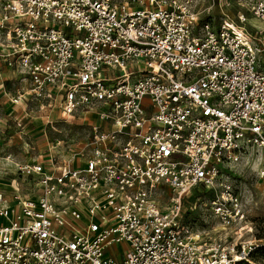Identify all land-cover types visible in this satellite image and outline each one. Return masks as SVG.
I'll return each instance as SVG.
<instances>
[{"label": "built area", "instance_id": "1", "mask_svg": "<svg viewBox=\"0 0 264 264\" xmlns=\"http://www.w3.org/2000/svg\"><path fill=\"white\" fill-rule=\"evenodd\" d=\"M235 1L236 22L224 0H0L14 126L59 111L89 127L62 159L0 150L17 178L0 189V264L248 261L259 245L241 242L249 202L229 174L251 157L264 192V32L244 26L264 22V0ZM198 187L238 243L185 223Z\"/></svg>", "mask_w": 264, "mask_h": 264}, {"label": "rangeland", "instance_id": "2", "mask_svg": "<svg viewBox=\"0 0 264 264\" xmlns=\"http://www.w3.org/2000/svg\"><path fill=\"white\" fill-rule=\"evenodd\" d=\"M235 3V0H224L227 10L224 11L234 22H236V16L240 12ZM246 18L244 26L247 32L253 35L264 32V22L253 20L249 14H246ZM3 111L0 110V117L3 116L6 110ZM34 112L32 114L34 122L23 125V129L20 131L14 125H2V122H0V149L10 148L12 151L17 152L21 158L26 159L39 156L44 159L48 149H56V151L60 152L58 157L62 159L66 156H71L70 150L75 152L84 143L88 134V126H83L76 120L64 123L59 111H54L51 115L48 111ZM12 114L19 115L20 112L13 110ZM48 114L53 120L52 125H46V120L42 118ZM8 132L11 133L9 136L6 135ZM2 134L6 135L3 142ZM42 136H45V139ZM246 160H249L248 164H240L230 170L229 179L242 193L243 200L245 198L249 202L246 225L250 232L244 235L241 242H256L259 245V248L249 254L248 261L244 264H264V192L261 190L255 174L256 165L254 159L250 157ZM0 168L6 172L5 175H2L3 173L0 169V175L4 176V178H0V187L7 190L13 188V180L17 179L15 169L12 166L2 164H0ZM213 195L211 190L206 192L202 187L195 188L186 195L183 198L182 213L185 223H189L194 232L207 233V238L203 239L220 242L226 240L228 243H238L236 238L224 237V231H222L219 222L211 216L208 207H206L207 201L212 199Z\"/></svg>", "mask_w": 264, "mask_h": 264}, {"label": "crops", "instance_id": "3", "mask_svg": "<svg viewBox=\"0 0 264 264\" xmlns=\"http://www.w3.org/2000/svg\"><path fill=\"white\" fill-rule=\"evenodd\" d=\"M0 75H1V78L6 82V86L9 88L10 87V81L12 80V79H15V73L11 70V69H8L7 67H5V66H1L0 67ZM0 78V79H1ZM0 110H6L5 112H4V114H3V116L2 117H0V122H2V125H6V124H8V125H14L13 123H14V119L15 118H20V116L22 115L21 114V112H20V109L18 108V107H12V106H10L9 104H7V102H6V100H4L3 98L1 99V104H0ZM13 110H15L16 112H20V114L19 115H13L12 114V111ZM5 114H7V115H5ZM6 116H8L7 118H6ZM34 118V117H33ZM35 120V119H34ZM94 120V122H95V119H93ZM33 120H30V121H26L25 122V124H28V123H33L32 122ZM76 121H79L80 122V124H82L83 125V122L82 121H80V120H76ZM35 123H36V121H35ZM24 124V125H25ZM40 125V124H39ZM20 133V132H19ZM11 133L10 132H8V133H6V135H10ZM6 135L5 134H2V137H3V139H2V141H4V139H5V137H6ZM44 139H45V136H42ZM0 148H1V144H0ZM0 150H7V151H9V152H11V153H13V154H17V152H15V151H12L10 148H3V149H0ZM49 151V150H48ZM47 156H48V154L46 153L45 154V156H44V159L41 157V156H39V157H36V159L37 160H45L46 158H47ZM27 157V156H26ZM31 158V157H30ZM0 189H3L2 187H0Z\"/></svg>", "mask_w": 264, "mask_h": 264}, {"label": "trees", "instance_id": "4", "mask_svg": "<svg viewBox=\"0 0 264 264\" xmlns=\"http://www.w3.org/2000/svg\"><path fill=\"white\" fill-rule=\"evenodd\" d=\"M244 263H246V262H240V263H238V264H244Z\"/></svg>", "mask_w": 264, "mask_h": 264}]
</instances>
